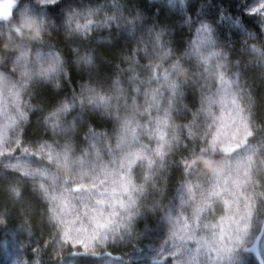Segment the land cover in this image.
<instances>
[{
	"label": "clouds",
	"instance_id": "obj_1",
	"mask_svg": "<svg viewBox=\"0 0 264 264\" xmlns=\"http://www.w3.org/2000/svg\"><path fill=\"white\" fill-rule=\"evenodd\" d=\"M0 264H264V0H0Z\"/></svg>",
	"mask_w": 264,
	"mask_h": 264
}]
</instances>
